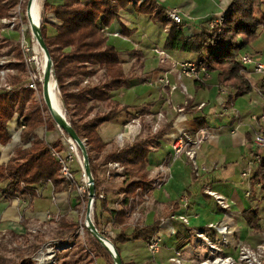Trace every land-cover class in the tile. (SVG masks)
<instances>
[{"label": "trees", "instance_id": "trees-1", "mask_svg": "<svg viewBox=\"0 0 264 264\" xmlns=\"http://www.w3.org/2000/svg\"><path fill=\"white\" fill-rule=\"evenodd\" d=\"M17 5L16 0H0V20L9 18ZM130 5L131 0H91L88 3L82 0H65L63 4L51 7L46 1L42 15L41 33L51 55L54 79L58 84L67 120L77 135L85 141L88 151L90 169L96 185L95 226L101 234L104 231L101 227L104 215L109 214L110 217L111 212L110 201L102 188L107 165L117 162L124 167L125 187L121 193L126 198L134 196L138 188L148 186L151 150L154 146H159V140L171 128V125H167L158 133H152L150 128L143 126L144 132L135 142L122 149L114 148L110 153L107 152L108 144L100 134L101 125L115 121L129 110V106L123 105L113 95L137 78V67L143 66L137 60L127 72L120 51L109 43L108 36L103 32L119 23L122 34L132 36L133 31L123 24L120 17L121 12ZM134 7L137 14L151 17L155 24L161 25L165 30V51L194 56L200 68L216 74L218 85L231 91L229 103L234 98L252 92V86L243 74V66L238 58L258 39L259 31L264 27V0H232L225 13L223 29L219 31L211 28V21L205 22L200 25L201 31L196 36H188L182 22L168 20L169 10L155 0H145ZM47 12H52L56 24L47 22ZM7 47L14 52L18 63L11 66L17 71L9 77L11 89L0 90V145L6 146L11 142L9 126L18 116L19 128L25 127L21 131L20 141L27 146L17 147L8 163L0 164V183L5 184L4 193L9 197L24 194L23 185L32 190L38 188L41 182L49 180L58 196L66 194L69 185L62 177L61 165L52 156V148L65 150V141L59 133L53 143L38 135L41 128H45L46 132L56 133L58 127L53 119L45 115L47 107L35 100L34 90L28 87V71L20 47L8 40H1L0 58ZM131 54L138 55L137 52ZM201 85L204 88L211 87ZM199 126L202 128L204 125L200 123ZM253 180L254 185L258 182L261 185L264 201V162L255 167ZM102 193L106 195V200L99 199ZM62 211L65 212L66 209ZM243 216L249 229L257 234L262 233V219L258 210L248 209ZM159 225V221L151 226L137 225L128 234L129 219L121 212L117 219L119 232L114 238H106L119 252L122 263L132 264L122 257L121 246L132 241L150 242ZM58 226L59 234L65 237L75 233L80 225L76 220L69 222L64 219ZM87 232V245H81L76 251L63 253L61 264H93L90 252L97 259L114 264L110 252ZM24 238L27 239L26 235ZM39 246L40 243L34 244V250ZM0 264L34 263L30 258L17 260L0 253Z\"/></svg>", "mask_w": 264, "mask_h": 264}, {"label": "crops", "instance_id": "crops-1", "mask_svg": "<svg viewBox=\"0 0 264 264\" xmlns=\"http://www.w3.org/2000/svg\"><path fill=\"white\" fill-rule=\"evenodd\" d=\"M46 1L50 3L51 7H55L63 4L65 0H45L44 2ZM82 1L88 3L91 0ZM155 1L167 10L178 9L182 23L185 25L186 34L196 36L201 31L202 23L225 15L232 0ZM43 9L44 3L40 6L41 20ZM45 17L48 23L56 24L52 12H47ZM120 17L123 24L134 34L124 36L121 24L115 23L106 29L109 43L120 51L122 62H126L124 67L127 72L137 60L142 62L143 66L137 68V78L132 79L122 89L114 92V98L123 105L129 106V110L121 114L115 121L101 125L99 130L103 140L108 144L107 152H112L114 148L122 149L135 142L144 132L143 126L150 128L152 133H158L165 126L171 125L163 138L159 140V146H154L149 156V179L153 181L160 176V166L170 154L172 143L176 138L183 134L194 136L200 130L210 131V135L204 140L198 151V164L204 170L203 176L195 175L191 162L186 157L176 160L168 171L166 186L161 190L154 191L150 202L141 209L138 225L151 226L157 221L160 222L156 233L157 238L160 239L159 252L152 254L148 248L149 242L132 241L121 246L122 250L128 251L123 254L121 250V255L132 264H172L170 259L176 253H185L187 245H184L190 240H194L198 232H203L215 243H220L219 232L209 228V225L214 223L213 221L220 220L219 225H229L227 235L229 245L223 247L224 254L235 256L237 254L235 249L239 248L241 242L252 241L257 236L261 237L260 235L264 237V210L260 215L263 225L262 233H254L248 226L242 225L240 222L244 219V212L252 209L251 205L256 203L248 202L254 196V191L258 190L259 197H263V193L259 191L261 190L259 182L254 185L255 168L250 179L242 177L249 166L251 167L250 160L253 157L250 127L243 125V119V124L237 127L233 110L235 105H218L220 100L218 88L215 85L210 88L202 87L201 84L210 85L212 73H209L208 76L202 74L198 79H178L179 72L171 68L172 63L196 62V59L188 54L165 51L162 44L166 32L161 25L155 24L149 16L137 14L133 4L123 10ZM1 26L0 22V28ZM263 29L264 27L260 29L258 39L248 47V54L259 60L264 59V54H262L264 53ZM6 30L8 29L5 27L1 29L0 38L19 46V40H10L4 36ZM156 49L164 50L170 59L162 63L160 57L155 53ZM132 52H137L138 55H132ZM167 72L174 79L172 83L176 86H184L187 93L181 89L164 88L158 83L160 77ZM214 75L216 76V74ZM197 81H199L198 84H196ZM140 86H143L142 91H139ZM147 86L148 89L145 90ZM259 91L264 92V90H261V87L258 89V94L264 98V94L262 95ZM190 102H193L192 105H187ZM190 106L191 108H189ZM224 107L228 111L230 110L229 113L223 112ZM262 107L264 106L260 105L259 99L252 105L242 106L244 118L251 117L253 122V114L259 116ZM219 122L221 126L218 124ZM200 123L204 125L202 128L199 126ZM156 126H158L157 131L154 130ZM233 131L236 133L233 134ZM106 173L107 167L103 174L105 176L102 188L106 191L110 209H112L125 187L124 178L107 180ZM4 187L5 185L0 187V203L6 204L2 197ZM208 190L223 195L227 199L230 209L223 211L214 198L207 194ZM248 193L250 195H247ZM185 195H188L189 198L187 206L181 203ZM37 201L33 203L34 206L38 204ZM31 209L28 216L33 213L34 216L31 217L37 218L38 207L32 212ZM46 211L39 216L45 218ZM258 212L260 213L259 210ZM206 215L211 217L208 216L205 219L203 216ZM4 216L6 218L4 227L13 229L12 225L18 220L17 208L8 207L4 211ZM172 216H184L189 223L185 225L178 219L171 220ZM189 218L194 221L193 227H189ZM131 232L129 228L127 233Z\"/></svg>", "mask_w": 264, "mask_h": 264}, {"label": "built area", "instance_id": "built-area-1", "mask_svg": "<svg viewBox=\"0 0 264 264\" xmlns=\"http://www.w3.org/2000/svg\"><path fill=\"white\" fill-rule=\"evenodd\" d=\"M24 1L25 0L18 1L19 3L17 7L15 8L13 17L11 19L5 18V19H2L0 22L5 27V29H8L9 31L20 32L21 36L19 40V47L23 55L24 63L29 69V64L35 58L34 57L35 55L34 43H37V42L34 37H32L31 40L28 39L26 33L24 32V24L22 22L25 17L23 16V10H22ZM131 1L134 4L143 3V0H131ZM167 19L174 21L176 23L182 22L179 11L176 8L169 10ZM210 23H211V28H215L214 24L216 23H214V20L211 21ZM103 32L107 34L106 29H104ZM155 53L160 57L162 63H165L166 60L170 59L169 55L164 50L156 49ZM238 61L243 66V73L246 79H247V76L249 77V75H252V74H256L261 77V82H260L261 90H264V63L257 61L251 55H244V54H242L238 58ZM171 68L179 72L178 74L179 79H182V78H197L198 79L201 77L202 74H205L207 76L209 75V72L205 68H200L196 62H182V63L175 62V63H172ZM11 72H14V71L13 70L11 71L8 68H4L3 65L0 64V90L3 91V90L11 89V86L9 85V83L6 82V79L9 76H11L10 75ZM247 80L250 83L249 78ZM158 83L163 84L165 87H170L172 90H178L181 87V86L177 87L176 85L172 86V81L170 79V75L168 72L164 74L162 77H160V79L158 80ZM250 85L252 86L251 83ZM181 88L183 92L187 93V89L184 86H182ZM259 92L262 95L264 94L263 91H259ZM180 112H182V109H180ZM234 119L237 122V127L243 124L242 123L243 121L241 119V115L239 112H235ZM252 120L253 122L259 125L258 129L255 127L252 128L253 133H254L253 145L256 148L255 152H253L254 168H255L257 165L262 164L264 162V113L260 117L253 116ZM24 128L25 127L23 126L22 129ZM154 130L157 131L158 126L154 127ZM61 133H62V137H64L63 139L65 141V148L67 149V152L65 150L58 151L57 149L52 148V156L56 158L59 164L61 165L62 177L69 185L66 195L68 197H71L74 192H77L79 193V196L81 197H83L85 193L88 194L87 196H89V191L83 186L82 183L80 184L77 182L75 171H73L70 166V164L73 161H76L79 164L80 169L83 171V178L86 182L85 184L87 185V188H88V184H87L88 180H87V177L84 171V162H83L82 156H80L81 153L78 149V146L75 144V142H73L70 139L68 135H66V133H64L63 131H61ZM232 133L235 134L236 131H233ZM209 135H210V131L205 129V130L198 131L194 136L183 134L180 137L176 138L172 143V150L170 154L165 158V160L160 166V176L154 179L153 181H150L148 187L138 188L136 190L135 195L130 198H126L124 194H121L118 196L110 212L111 226H117L118 215L121 212H124L125 216L129 219V225L135 227L139 224L142 207L150 202L151 195L154 191L161 190L166 186L168 171L171 165L176 160L182 157H186L191 162L195 175L198 176L199 170L201 169V167H199V164H198V151L200 150L201 145L203 144L204 140H206ZM243 176L245 177L246 174H243ZM114 178L115 179L124 178V167L120 163L110 162L107 166L106 179L111 180ZM23 191H24V194H20V195L13 196V197H9L8 195H5V194L3 195V198L8 201L9 206L17 208L19 223H23L24 221L28 219V212L32 204L37 200L43 199L46 196L45 195L46 192L50 193L48 200H50V202H52L54 205L58 206V203H57L58 195L55 193V187L53 183L49 180L41 182L38 188H34L32 190L27 188L25 185H23ZM207 194L214 198L217 205L223 211L230 209V205L227 199L223 195L218 194L217 192H214L211 190H208ZM247 195H250V193H248ZM99 199L106 200V195L101 194L99 196ZM182 201L187 202V198L184 197ZM187 205H184V206H187ZM84 206L85 205H83V209H84ZM74 208L75 207L71 204V206L68 209L66 208L65 212L62 211L59 207H58V210H55V211L47 210L45 214V218L47 220H54L55 222H59L65 216H69L70 215L69 213H72L74 211ZM82 215L83 213L81 214V219H79V222L81 224V227H80L81 233H80V230L78 231L79 235L83 234ZM170 219L171 220L178 219L185 225H188L189 223L188 219L184 216H172ZM86 226H87V221L85 217V227ZM209 228L213 230H217V232L221 233L220 242L222 243L224 247H227L229 245L228 237H227L228 230H229L228 226L219 225V224H210ZM102 235L104 237L106 236L114 237L115 236L112 233L107 234L106 231H103ZM196 237L202 238L203 240L208 241L207 237L204 235L203 232L196 233ZM71 240L72 239H69L68 241H71ZM159 241L160 239L157 238V236L155 235L152 238V240L148 243L149 251L152 254L159 252V248H160ZM58 243H59V246L62 248L64 247L69 248L71 244L70 243L66 245V243L60 242V241ZM238 255H239L238 260L243 264L249 263L252 259H257V257L264 258V241L258 244L256 249H252L251 247H248V246H241L239 248ZM91 256L94 260L93 264H100L99 260L93 254ZM33 260L35 264H47L46 260L41 255H37V257L33 258ZM219 261H226L228 262V264H238L236 260L230 256H226L223 260L219 259ZM170 262L174 264H182L183 261L181 258V254L176 253V256L171 258ZM217 262L218 261L216 260L215 262H212V263L215 264Z\"/></svg>", "mask_w": 264, "mask_h": 264}, {"label": "rangeland", "instance_id": "rangeland-1", "mask_svg": "<svg viewBox=\"0 0 264 264\" xmlns=\"http://www.w3.org/2000/svg\"><path fill=\"white\" fill-rule=\"evenodd\" d=\"M28 1L29 0H25L23 3L22 10H23V16H25V17H24L22 22L24 24V32L26 33L28 39L31 40V38L33 37L32 36V30L30 28V24H29V21H28L27 16H26V8H27ZM44 1L45 0H39L40 6L43 5ZM132 4L135 5L134 3H132ZM14 11H15V8L11 12V16L7 19H11L13 17ZM225 16L226 15H222V16L214 19V23H216V24H214V27L216 29H218L219 31H221L224 27L225 20H226ZM40 18L41 17H39L38 24H40V26H41L42 20ZM210 27H211V23H210ZM2 28H4L3 25L1 26V29ZM4 36L9 38L10 40L18 41V40H20L21 35H20V32H18V31L6 30ZM263 38H264V29H263L262 39ZM0 39H2V38H0ZM34 45H35L34 57L35 58L38 57V60L40 62H42L43 59H45L44 53L37 43H34ZM248 53L249 52H248V47H247L242 52V54L250 55ZM262 54H264V53H262ZM255 59L259 62L260 61L264 62L263 58H261L260 60L257 58H255ZM16 63H18V62H17V59L15 57L14 52H12V50L9 47L5 48L3 50V54L0 58V64L3 65L4 68H8L11 71L13 70L14 72H11L10 75H14V74H16L17 71L12 69L11 66L13 64H16ZM123 64H126V62H124ZM137 68H139V66ZM27 71L28 72H27L26 76L28 77V81H29L28 87H30L34 90L35 100L38 103H40L43 107L44 106L46 107L43 95L41 93L42 92V84L40 81H35L36 80L35 77L36 76L39 77V75H40V73L37 71V63L34 61H31V63L29 64V69L27 68ZM9 77L6 79L7 83L9 81ZM211 78H212V80L209 83L210 86L212 87L215 85V87L218 88V95H219V100H220L218 105H235L233 107V110L235 112L240 113L241 119H243V121H244L243 125H248L250 127V131L252 134V142H253L254 133H253L252 128L255 127L258 129L259 125L255 122H252L251 117L244 118L243 111H242L241 107L245 106V105H252V104H254V101H258V99L260 100V105L264 106V98L258 94V89L261 87V83H260L261 77L259 75H256V74L249 75V77L247 76V79L249 78L250 83L252 84V89H253L252 92H250L249 94H246L244 96L234 98V100L231 103L228 102V99L230 98V95H231V91L229 90V88L219 86L218 81H217V76H215L214 74L211 75ZM170 79H171V81H174L172 76H170ZM178 79H179V77H178ZM52 80L55 81L54 78H52ZM35 83H37L38 85H35ZM34 85H35V87H34ZM161 85L164 88H167L163 84H161ZM172 86H174L173 83H172ZM180 86H177V87H180ZM181 87H180V89L182 90ZM142 88H143V86H140L139 91H142ZM147 89H148V86L145 87V90H147ZM57 91H58V94H59V97L61 100V95H60V91L58 90V87H57ZM61 103H62V100H61ZM62 108L64 111L65 118L67 119L66 110L64 108L63 103H62ZM229 111L225 107L223 108V112H225V114L229 113ZM263 113H264V107L261 108V113L259 116L257 114H253V115L255 117H260ZM45 115L52 119L51 113L49 112V110L46 111ZM18 121H20V119L18 116H16L13 119V121L10 123L9 127L11 129V132H10L11 139H12L11 142L6 146L0 145V164H7L8 161L10 160V158L12 157L14 150L17 147L27 146V145H22V143L20 141V134H21V131L23 129L19 128V126L17 124ZM246 123H248V124H246ZM218 124L221 126L220 122ZM61 131L62 130H60L58 128V131L56 133H51V132H46L45 128H41L40 130H38L37 133L43 139H45V140L48 139L47 141H50V143H53L55 141L56 137L58 136V133L62 137ZM251 147H252V151L255 152V150H256L255 146L252 144ZM65 151L67 152L66 148H65ZM66 152H64V153H66ZM250 162H251V167L249 166V169L245 173H243V174H246L245 177L242 176L244 179H250L252 171L254 170V158L253 157H252V160H250ZM70 166H71L72 170L75 171L77 182L80 184L82 183L83 186L88 190L87 185L85 184L86 182L83 178V171L80 169L79 164L76 161H73L70 164ZM203 173H204V170L200 169L199 173H198V177L203 176ZM104 176L105 175H103V178H104ZM117 179L114 178L113 180H117ZM102 182H103V180H102ZM3 185H5V184L0 183V187L1 186L3 187ZM259 191H261V190H259ZM87 193H88V191H87ZM4 194L8 195V194L4 193V190H3V195ZM102 194L104 195V193H102ZM3 195H2V197H3ZM87 195L88 194L85 193L84 196L81 197V196H79V193L74 192L72 194V196H71L72 198H71V197H68L65 193L61 194L58 196V199H57L58 206H57V205H54L52 202L50 203V201H48V197L50 196V193L46 192V197H44L40 201H37L38 204H36L35 206H34V204H32V206H31L32 209L30 208L31 212H32V210L34 211V209L36 207H38V209H39L38 211H39V215H40V214H44V212L48 208L51 211L58 210V207L61 210H64L66 208L68 209L71 206V204L75 207L74 211L72 213H69L70 214L69 216H65L64 218H62L59 222H55L54 220H47L46 218H42L39 215H38L39 217L37 216V218L36 217L32 218L31 216H34V215H33V213L30 212L32 214V215L31 214L29 215L30 218H28V219L26 218L27 220L24 221L23 223H19L18 220L15 221V223L12 225L13 229H10L9 227H4L6 224V220H5L6 218L4 216V211H6V209L8 207H10L8 201L6 199H4L6 204L0 203V227H2V228H0V253L7 256V257L14 258L17 260H19L20 258H24V259L30 258L31 262L35 264L33 258L37 257V255H40V253L44 252L46 249H50V250L52 249L51 250L53 252V257L51 259L52 264H54V263L55 264H61L63 259H64L63 253L76 251L77 249L80 248L81 245H87L88 237H89V234L87 232L88 229L85 227V217H86L87 205H88V196ZM185 198H187V202L181 201V203L183 205H187V203L189 202L188 195H185ZM249 201L250 202H256L255 204L251 203L252 204L251 206L253 207L252 209L255 208L254 210L260 211V213H259V216H260L264 210V201H262V198L259 197L258 190L254 191V196L252 197V199H249L248 202ZM83 205H85L84 209H83ZM83 210H84V212H83ZM82 213H83V215H82L83 234L79 235L78 231L80 230V227H81L79 219H81ZM208 216L211 217L210 215H208ZM208 216L206 215L203 217L205 219H207ZM223 216H224V214H223ZM64 219H66L69 222H74L76 220L80 226L75 233L72 232V233L68 234L67 236L62 237L59 234V226L58 225ZM93 220L95 223V212H94ZM189 221H190L189 227H193L194 221L191 218H189ZM219 221H213L214 223H212V224H218ZM240 222L242 225L247 226L245 219H242ZM101 225H102L101 227L103 228L104 231H106L107 234L112 233V234L116 235L119 232L118 226H111L109 214L104 215V219H103ZM133 228L134 227H132L130 225L131 231L133 230ZM80 233H81V230H80ZM25 235H26L27 239L24 238ZM218 236L221 239V233H218ZM260 236L261 237L257 236L256 239L253 238L252 241L241 242L239 244V248L241 246H248V247H251L252 249H256L257 245L264 241V237H262V235H260ZM110 237H112V236H110ZM69 239H72V240L68 241ZM207 240L208 241L203 240L202 238L195 237L194 240L192 239L188 243H186L184 245V246L187 245L186 251H185V253L181 254V258L183 261L182 264H213L212 262H215L216 260L217 261H219V259L223 260L226 256H231V255H225L224 254L225 250H224V248H223L224 246L222 245L221 242L215 243L209 237H207ZM59 241L66 243V245L71 243L70 247L69 248L64 247L65 249L60 247L59 243H58ZM36 243H40V246L38 249L34 250L33 245ZM45 246H47V247H45ZM122 246H124V245H122ZM239 248L235 249L237 254H235V256H231V257L233 259H235L238 264H243L238 260L239 259V255H238ZM126 252H128L126 249L122 250L123 254H125ZM90 254L92 255L91 252H90ZM87 260H89V259H87ZM98 260H99L100 264H107L102 259H98ZM172 264H174V263H172ZM245 264H264V258H258L257 257V259H252L249 263H245Z\"/></svg>", "mask_w": 264, "mask_h": 264}, {"label": "water", "instance_id": "water-1", "mask_svg": "<svg viewBox=\"0 0 264 264\" xmlns=\"http://www.w3.org/2000/svg\"><path fill=\"white\" fill-rule=\"evenodd\" d=\"M34 0H29L26 8V16L30 24V28L32 30V36L35 38L37 44L41 48V50L44 53L45 60L47 62V74L45 77L42 93H43V98L45 105L47 107V110H50L51 104L49 102V83L50 79L54 78V68H53V62L51 59V55L49 52V49L42 37L41 33V26L40 24L38 25L37 28L34 27L33 21L31 18V7H32V2ZM56 85L58 87V84L56 82ZM52 119L54 120L55 124L57 127L62 130L64 133H66L70 139L75 142V144L78 146V149L81 153V156L83 158L84 162V171L87 177V184H88V191H89V196H88V205H87V212H86V221H87V229L90 232V234L97 240L99 241L112 255L114 264H123L121 260V256L117 249L114 247V245L111 243L110 240H108L106 237H104L96 228L93 217H94V212H95V203H96V185H95V180L92 175L91 169H90V162H89V155L88 151L86 148L85 142L77 135V133L74 131L72 128L71 124L67 121L65 118L64 121H59L55 117L51 115Z\"/></svg>", "mask_w": 264, "mask_h": 264}, {"label": "bare ground", "instance_id": "bare-ground-1", "mask_svg": "<svg viewBox=\"0 0 264 264\" xmlns=\"http://www.w3.org/2000/svg\"><path fill=\"white\" fill-rule=\"evenodd\" d=\"M39 17H40V3H39V0H34L32 2V7H31V18H32L33 25L35 28H37L39 25L38 24ZM33 61L37 63V71L40 73L39 77H37V76L35 77V79H36L35 81H40L42 84V89H43L45 77H46L47 70H48L47 62L45 59H43V61L40 62L38 60V57L34 58ZM42 95H43V93H42ZM49 102L51 104V108L49 110L51 115L59 121H64L65 115H64L62 103H61V100H60V97H59V94L57 91V85H56V82L54 80H52V78L50 79V83H49ZM121 138H123V136H121ZM45 247H47V246H45ZM51 250L46 249L44 252H42L40 254L46 260L47 264H52L51 259L53 257V252ZM215 264H228V262L218 261Z\"/></svg>", "mask_w": 264, "mask_h": 264}]
</instances>
